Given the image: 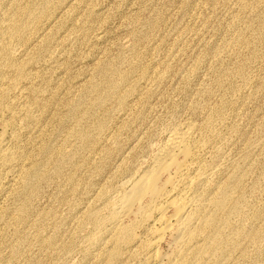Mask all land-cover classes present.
<instances>
[{"label":"rangeland","instance_id":"obj_1","mask_svg":"<svg viewBox=\"0 0 264 264\" xmlns=\"http://www.w3.org/2000/svg\"><path fill=\"white\" fill-rule=\"evenodd\" d=\"M0 31V264L179 263L113 211L184 124L182 262L264 264V0H0Z\"/></svg>","mask_w":264,"mask_h":264},{"label":"bare ground","instance_id":"obj_2","mask_svg":"<svg viewBox=\"0 0 264 264\" xmlns=\"http://www.w3.org/2000/svg\"><path fill=\"white\" fill-rule=\"evenodd\" d=\"M14 23H16V22L14 21ZM18 23H22V22H18ZM12 24H13V22H12ZM12 27H13V29H10L11 32H12L11 35L17 36V34L20 33V31H22V28L25 29L26 26L25 27H23V26L20 27V24H19V26L13 25ZM22 34H23V32H22ZM4 36H3V39L2 40H4ZM19 36H20V34H18L17 37H19ZM10 37L9 38L7 37V38L10 39ZM0 38H2V37H0ZM7 45L8 44H6V47H7ZM2 46H0V47H2ZM4 46H5V44H4ZM8 48H5V50H3L5 57L8 56V54H9V51L8 50L6 51V49H8ZM2 54L3 53L1 51L0 55H2ZM1 60H4V59H1ZM11 61H9V62H11ZM2 62H5V61H2ZM9 62H8V64H9ZM6 64H7V61H6ZM8 64H7V66H8ZM10 64H13V63H10ZM14 65H13L14 67H17L16 64H14ZM9 66H11V65H9ZM18 69H19V67H18ZM21 75H22V72H21ZM100 75H102V74H100ZM74 108H76V107H74ZM184 125L185 126L182 127V128L179 127L178 129H175V130L172 129L173 132L171 131L172 133L168 137V140L164 143V145L158 150V152L154 156L155 158L153 159V163H152L153 165L151 164L150 168L147 169L146 171H144L143 174H141L140 177L137 180H135V181L133 180L134 182L132 184L130 183L131 186H130L129 190L127 189L124 194L121 191V193L123 195L122 196L120 195L121 196L120 197V201L118 200L119 201L118 202L119 205L113 211L114 212L115 219H116V226L118 227V233H117L118 241L120 242L122 239L126 238L127 236H129V238L131 236L130 235V231H131V228L132 227L131 226H127V225L125 226L124 225V222L126 221V224H127V221L129 220V219L128 220H125L126 218H128L130 216H132V217L134 216L133 218L131 217L132 218L131 220H133L135 218H141V219L148 218L147 220H150L151 219L150 217H152L151 215L153 213L152 210H157L159 212V215H160L159 216V219L158 218L157 219L162 224V228L160 226L159 227L160 230H158V231L156 230V232H158L157 234H158V238H160V241H161V238L164 236L165 232H168L170 229L173 232H175V234H173L174 235V237H173L174 239L173 240H174V245L175 246H173V247H175L174 249L177 252V254H179V256L182 255L181 261H179V263H177V264H188L185 261L182 262V260H185L186 259V251H187L186 249H187L188 242L191 239H195L198 236V234L193 233V232L190 231L189 223L186 220V216H187L186 211H187V209L189 207H191V205L195 204V201H197V200H195L194 197H191V199L190 200H187L186 202L185 201H181L180 200L181 190L177 187L178 186V183L181 182L180 181L182 179L181 177L183 176L184 172L188 168L189 162L192 160V158H194L193 156H194V152L195 151L193 152V148L196 147V146H199V145H196L195 144L196 146H193L192 147L191 144H190L191 138H192V131H193V128H194L192 126V124H187V125L184 124ZM206 126H209L208 128H210L211 125H206ZM1 132H2V130H1ZM2 137H4V136H2ZM198 142L199 141H197V143ZM200 144H201V142H200ZM0 146H2V145L0 144ZM0 149H1V151H0V153H1L3 149L2 148H0ZM41 149H43V148H41ZM48 150H50V149H48ZM46 151H45V153H47L46 155H48V152H46ZM52 152H55V151H52ZM8 153H9V151H8ZM10 153H11V151H10ZM2 154H3V152L0 155L2 156ZM49 154H50V152H49ZM4 155H7V154H4ZM20 155H21V153H20ZM4 157H5V161L4 162H8V163L9 162H13V161L16 162L15 161L16 160V157L14 155H11L10 154L9 156H4ZM57 157H58V153H57ZM1 159L3 160L2 157H1ZM43 159H45V158H43ZM54 159H55V157L53 158V160ZM16 163L15 164L12 163V164L16 165ZM49 163H52V162H49ZM3 168L4 167H2V169ZM42 168H44V167H42ZM44 171H45V169H44ZM31 172H32V169H31ZM36 174H38V173H36ZM41 175H42V172H41ZM25 176H27V175H25ZM38 178H40V177H38ZM126 184H128V183H126ZM128 186H129V184H128ZM30 188H31V186H30ZM21 195L23 196L25 194L24 193L23 194L21 193ZM27 196H28V194H27ZM27 196H24V197H27ZM117 197H118V195H117ZM25 201H26V199H25ZM212 202H214V200ZM194 206H192V207H194ZM224 206H225V198H224L223 192H222L220 198L215 201V207H216V210H218V209L224 208ZM168 207L173 208L172 209L173 214H170V215H172L171 217H170V215H168L169 217H167V215H166V212L169 211V210H167ZM172 211H171V213H172ZM150 212H152V213H150ZM188 215H189V217H191V214H188ZM134 221H136V220H134ZM128 222L130 223V220ZM205 222L207 223V219H205ZM155 223H156V221H155ZM162 240H163V238H162ZM171 243H172V241H171ZM157 247H158V243L156 241L150 245V250H151L152 254L149 251L150 252V255L148 256L150 258L149 261H151L152 259L154 260V254H155V252H157L156 251L157 250ZM173 247H172V249H173ZM193 247H195V246L193 245ZM201 247H202V245H201ZM205 250H208V249H205ZM202 251H203V249H200L199 250V253H201ZM202 254H203V252H202ZM155 258H156V256H155ZM189 260H191V259H189ZM145 264H146V262H145ZM152 264H153V262H152Z\"/></svg>","mask_w":264,"mask_h":264}]
</instances>
